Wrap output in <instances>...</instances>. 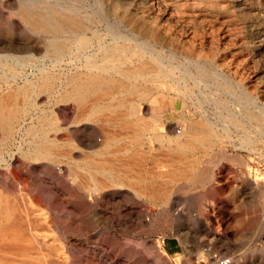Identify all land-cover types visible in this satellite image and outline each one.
Returning a JSON list of instances; mask_svg holds the SVG:
<instances>
[{"label": "rangeland", "instance_id": "374dc122", "mask_svg": "<svg viewBox=\"0 0 264 264\" xmlns=\"http://www.w3.org/2000/svg\"><path fill=\"white\" fill-rule=\"evenodd\" d=\"M25 3L37 12L51 6L78 9L82 32L94 36L95 49L106 44L111 49L110 42L118 40L122 55L103 60L101 53L94 59L110 75L145 64L142 85L158 94L142 107L158 118V131L146 134L144 150L151 170L163 172L148 178L143 196L117 194L106 175L100 178L110 187L88 192L85 187L93 183L76 162L60 154L24 158L16 129L8 140L0 130V208L13 212L33 246L32 257L5 251L0 264H216L214 254L233 255L237 264H264V122L247 114L264 112V0H0V52L36 57L0 60V99L20 111L29 128L66 105L61 78L81 67L85 79L92 72L88 56L71 53V33L55 34L69 44V53L58 62L49 49L53 33L34 30L21 17ZM132 51L141 57L131 59ZM21 69L38 85L47 71L53 76L52 94L15 98L30 82L20 79ZM119 78L125 86L135 82ZM204 121L215 126L208 132L210 144L180 156L173 151L169 136ZM59 124L58 134L66 135L60 118ZM52 126L37 127L40 133L27 134V141L37 145ZM95 126L99 132L86 133L87 146H73L79 159H104L91 147L111 127ZM73 171L86 181L73 182ZM197 193L206 195L209 210L195 208L191 197ZM236 202L240 224L227 215ZM197 217L208 228H200ZM170 237L185 243L186 257L165 255L161 241Z\"/></svg>", "mask_w": 264, "mask_h": 264}, {"label": "bare ground", "instance_id": "6f19581e", "mask_svg": "<svg viewBox=\"0 0 264 264\" xmlns=\"http://www.w3.org/2000/svg\"><path fill=\"white\" fill-rule=\"evenodd\" d=\"M40 11L37 12L31 9L30 4L25 3L21 8V17L34 30L53 33L55 39L50 42L49 49L58 62L69 53V44L60 42L56 38V35L71 33V36L67 37L72 39L71 53L88 56L91 64V69L88 73H92L88 74L89 76L85 79L83 76L87 73L81 71L83 67L80 66L81 68H76V70L74 69L73 72L61 78L60 83L65 85V88L60 90V92L66 105L56 110H51L49 115L42 116L35 127L31 126L28 128L26 122L23 123V120L21 121L20 111L9 108L10 106L6 99H0V130L5 134L6 140H8L9 136L16 129V133H18L21 139L19 151L23 154L24 158L52 159L60 154L65 159L76 162L78 167L88 172V180L93 183L88 184L86 187L84 186L88 192H97L110 187L104 179L100 178V175H106V177L110 176L111 186L114 187L117 194L124 196H131L132 193L138 196L146 195L149 189L148 178L150 176H161L163 170L159 167L151 170L152 167L150 168L149 161H146V151L144 150V145L147 142H145L146 134L151 130L158 131V118L156 119L154 115H150L149 110H145L142 107L145 102L152 103L151 100L153 101L155 99L154 96L158 94V91H151L148 87L142 85L147 76L145 64H141V67L135 69L118 70V76L117 73L116 76L110 75V70L105 66H99V62L94 59L101 53V59L103 60H107L115 55H122L123 49L116 46L119 43L118 40L110 42L111 46L113 45L111 49L107 48L109 44L95 49V47L91 46L94 36L88 35L89 32L87 31V33L82 32L85 25L79 19L80 12L78 9H72L66 5L64 7L51 6L42 8ZM132 52L128 54L131 59L135 58V56L141 57L142 55L140 51ZM33 54L27 57L28 55L20 56L13 53L0 52V60L13 63L20 62L24 58L36 59ZM142 60L140 58L139 62H142ZM24 62L26 63L25 60ZM21 72L22 76L20 79L30 81L28 83L34 87L39 86V89L32 90L31 85L25 83V86H23L24 84L22 85L23 87L20 86L21 88L14 95L15 98H29L31 95L41 97L43 93L52 94L51 84L54 82L52 80L53 76H50L47 71L46 73L41 72L42 76L39 85L33 84L35 81H31L25 70L21 69ZM32 75L37 76V74L33 73ZM119 77H123L130 82H135L125 86ZM156 110L159 109L157 108ZM247 114L253 120L264 122V112L254 114L247 111ZM59 118L68 130L66 135L58 134V130L63 129L62 125L59 124ZM48 122L53 124L51 132H54V134L48 132L46 136L44 135L39 138L37 145H31L27 141L26 135L31 134V132L38 135L40 132L36 131L37 127L40 128L41 125ZM103 122L107 123L111 129L106 128L104 139L102 141L98 139V142L91 148H94L95 154H102L104 159H92L89 157L79 159L78 148L73 146L75 144L87 146L85 145L86 133H98L99 128L95 125ZM214 128L213 122H191L188 129L180 131L177 136H169L167 142L170 145L175 144V147L171 148L180 156L184 151L194 149L198 144L204 146L210 144L212 137L209 136L208 132L210 131L209 129ZM156 132L155 136L158 137L159 135ZM180 137H183L184 140ZM15 153L12 155V158ZM105 156L111 157L107 159ZM82 162H85V165L88 164L89 167H83L81 165ZM70 173L75 176L73 182L76 184L80 181H86L76 172ZM155 188L153 186V189ZM34 199L36 202H42L39 197H35ZM6 209L0 208V260H6L7 256L3 255L5 251L6 253L13 252L24 257H32L31 249L33 246L23 224L13 221V212Z\"/></svg>", "mask_w": 264, "mask_h": 264}, {"label": "crops", "instance_id": "0c3cea01", "mask_svg": "<svg viewBox=\"0 0 264 264\" xmlns=\"http://www.w3.org/2000/svg\"><path fill=\"white\" fill-rule=\"evenodd\" d=\"M206 195L204 193H197L195 195H193V197H191L193 204L195 205V208L198 209L199 207L202 209L203 206H205V208L207 210H209L208 208V201L206 200ZM234 204V209L232 211H228L227 215H229L231 213V215H233L234 217V222L235 224H240L238 222V216L241 213V207L240 204L237 202L233 203ZM207 205V206H206ZM206 210V213L208 215V212ZM198 216V215H197ZM230 220V218H229ZM197 221L199 223H201L200 228H208V224L204 223V218L203 217H197ZM236 226V225H235ZM237 229H240V225L236 226ZM263 243H264V235H263V239H262ZM162 243L163 246V250L165 252V255H167L168 257H186V249H185V243L178 237H170L165 239V242ZM133 257V256H132Z\"/></svg>", "mask_w": 264, "mask_h": 264}, {"label": "built area", "instance_id": "2783aa9c", "mask_svg": "<svg viewBox=\"0 0 264 264\" xmlns=\"http://www.w3.org/2000/svg\"><path fill=\"white\" fill-rule=\"evenodd\" d=\"M162 242H165V239L162 240ZM213 260L216 264H237L235 256L233 255H219L214 254Z\"/></svg>", "mask_w": 264, "mask_h": 264}]
</instances>
